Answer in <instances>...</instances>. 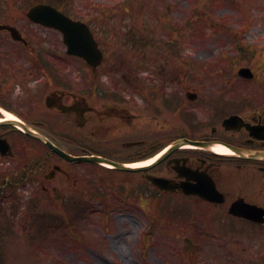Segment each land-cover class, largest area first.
I'll list each match as a JSON object with an SVG mask.
<instances>
[{
	"label": "rangeland",
	"instance_id": "rangeland-1",
	"mask_svg": "<svg viewBox=\"0 0 264 264\" xmlns=\"http://www.w3.org/2000/svg\"><path fill=\"white\" fill-rule=\"evenodd\" d=\"M17 2L25 6L27 0H15L10 4ZM113 2L116 0H75L74 4L77 7L100 5L95 8V13H99L100 7L104 8L105 5ZM130 2L129 12H124L122 7L108 9L101 13L110 14L112 20H103L98 15L101 21L95 22L99 31L104 32V35H100L108 48V57L97 74L103 77L104 71L109 70L110 76L107 80L121 77V74H118L120 71L115 68L120 60L127 65L135 66L142 57L137 51L138 44H123L125 36L123 31L125 25L129 24L142 26L146 32H150V27H153L157 31L155 35L163 39L174 37L178 42L179 39H183L185 42L180 43L184 53L188 52L193 59L199 62L208 58L210 63H213L211 67L217 66L220 61L225 60V51L229 49L232 33H234L240 36L244 43L245 54L240 59V64H251L253 68H264V63H262L264 61V0H130ZM192 5L198 9L195 12L197 16L191 12ZM73 13L81 15L80 12L74 11ZM162 13L165 18L161 17ZM12 15L15 18H11L10 21L25 31L30 44L27 48L13 43L8 36L0 34V50L8 47L13 52L16 51L14 54H11L10 51L0 52V70L11 76L12 97L16 99V102L23 104L22 101L28 99V95L23 93V89H30L29 85L35 84L42 90L46 85L40 82L43 73H38L40 70L36 69L33 53L45 49L47 58L44 59L48 62L49 58L54 59L52 56L57 52L63 54L64 46L60 40V34L56 30L36 25L25 17H21V14L14 13ZM102 21H109L107 29L102 27ZM169 32L170 34H168ZM137 35L139 36V34ZM122 38L123 40H121ZM127 41L129 40L127 39ZM148 53L154 56V48L149 47ZM162 59L164 58L162 57ZM55 61L57 64H61L59 59H55ZM75 63L79 65L77 62ZM81 66L88 67L83 62ZM122 67L126 68V65ZM66 69L68 73L73 74L69 69L68 62ZM258 70V80L244 83L251 86V89H245V85L239 84L238 93L241 96L254 93L257 100H263L264 88L261 84L264 83V69L261 71L258 68ZM220 77L222 76L220 75ZM215 78L220 82L217 76ZM228 81L227 83L230 84L236 82L234 79ZM211 89H216V87H211ZM204 93L208 92L204 91ZM252 98L255 99L253 96ZM230 186L235 189L234 184ZM32 192L33 190L22 191L19 195L26 199L25 197L31 195ZM254 193L259 201L264 199V192L258 194V191L255 190ZM86 196L84 194L82 198ZM118 199V202L115 203L110 196L108 202L112 203V207L107 215H104L102 210L96 211L100 208L99 201L91 204V207L95 209L90 215L92 224L89 223L88 229L83 232L89 245L82 253L69 250L68 243L54 238L48 239L49 243H45L40 236H32L26 242L24 238H21L18 229V233L15 235L4 236L3 243L8 246L9 253L3 255L5 259L3 264H56L55 260L57 259L68 264H180L181 260L186 261L184 258L176 256L175 249L163 247L164 241H168L171 237L163 238L158 231L168 228L167 230H171V233L175 230L174 227L169 224L166 226V221L163 222L162 219L157 220L154 226H150L149 216L155 211L156 201H147L141 210L139 202L121 199L119 196ZM190 201V204L183 207L184 216H181V219L184 220V223L179 221V227H175L179 228V231L189 228L193 232V238L201 239L193 244L192 264L261 263L257 261V254H260L264 249V229L238 223L239 221L235 219L224 217L221 211L211 212L210 206L197 200ZM128 202H132L128 205V209L121 207ZM176 202L177 200L171 205ZM25 206L26 203H21L15 207L16 211H19L17 215L19 224L25 221V214H20V212L26 213ZM125 206L127 205L125 204ZM186 219L191 220L192 223L190 224L189 221L187 223ZM97 228L100 229L99 232ZM149 228L154 231L148 232V236L145 238V230L148 231ZM102 234L104 241L100 242ZM145 244H148L146 249ZM138 248L140 249L138 250ZM12 251H16L17 255L11 254ZM25 252H28L30 257V252H34L29 259L31 261H26ZM239 252L246 254L247 257L242 259L237 257L236 254Z\"/></svg>",
	"mask_w": 264,
	"mask_h": 264
},
{
	"label": "flooded vegetation",
	"instance_id": "flooded-vegetation-1",
	"mask_svg": "<svg viewBox=\"0 0 264 264\" xmlns=\"http://www.w3.org/2000/svg\"><path fill=\"white\" fill-rule=\"evenodd\" d=\"M55 93L56 92L45 94V98L47 99L48 106L50 108H53V113L60 114L61 119L64 121H68L70 119L78 121L80 115H83V117H85V115L88 116L89 114L95 111H98V110L102 113H106L109 116H113V117H125L127 116V113H128V108L127 106H125L124 102H120L115 99H110L107 103H103L100 107L98 106L89 107L85 104L83 96L79 94L74 88H69L68 86H64V89L61 92L59 91V95L61 96V103L66 104V108H67L66 110H62L59 107L61 103L56 101L55 99ZM102 94H105V92L102 91ZM28 97L32 105L34 107H37V103H38L37 95L30 93L28 94ZM103 106H107L109 110L105 112L103 109L104 108ZM42 113H43V110H41L38 115H41ZM98 117H99V112L96 113L94 118H98ZM250 118L254 119V122L260 121V123L262 124L264 123V111L258 112L256 115H251ZM33 121L37 123L38 121H42L44 123V120L37 121L36 119H33ZM100 124L101 122L98 119H95L92 122V125L94 128H97ZM9 131L11 130L10 129L2 130V132H5V133H8ZM216 131L217 129H215V127H212L211 132L202 134L200 135V137L208 138V139L212 138L216 140L218 139V140L225 142L226 144L232 145L233 147L234 146L235 147H248V146L255 147L257 142H260L261 146H264V141H257L255 140V138L254 139L250 138L247 130L244 127H240L236 131H225L224 130L225 133L221 136L215 135ZM177 155L183 156L187 154H177ZM187 158H188V163H190L189 164L190 166L198 165V164H194L195 159H199L201 162H204L207 165L212 166V167L219 165V162L215 161L217 160V158H214L213 155L208 152H198L196 155V158L190 155H188ZM250 163L251 162L240 161L236 165H239L240 167H246V166L250 167ZM173 165H174L173 162L166 160L165 162L162 163V166H161L162 172L166 173L167 175H175L173 171Z\"/></svg>",
	"mask_w": 264,
	"mask_h": 264
},
{
	"label": "water",
	"instance_id": "water-1",
	"mask_svg": "<svg viewBox=\"0 0 264 264\" xmlns=\"http://www.w3.org/2000/svg\"><path fill=\"white\" fill-rule=\"evenodd\" d=\"M29 15L34 20L41 21L49 25L52 24V25L60 27L65 32L66 39H67L68 34L71 32V30L75 29V32H73V34L71 35L72 40L71 39L69 40V44L72 49H78V45L74 41L76 39L83 40L88 45H92V42L88 34L86 32H83V30L79 27L80 24L70 22L65 17L58 14V12L49 5H43V4L36 5L29 12ZM12 35L14 38L19 37L15 30H12ZM72 51L81 53V51H77V50H72Z\"/></svg>",
	"mask_w": 264,
	"mask_h": 264
},
{
	"label": "bare ground",
	"instance_id": "bare-ground-1",
	"mask_svg": "<svg viewBox=\"0 0 264 264\" xmlns=\"http://www.w3.org/2000/svg\"><path fill=\"white\" fill-rule=\"evenodd\" d=\"M217 150H219L221 152H225V150L223 148H218Z\"/></svg>",
	"mask_w": 264,
	"mask_h": 264
}]
</instances>
